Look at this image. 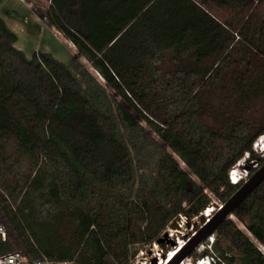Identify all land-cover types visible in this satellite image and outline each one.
<instances>
[{"label": "trees", "instance_id": "16d2710c", "mask_svg": "<svg viewBox=\"0 0 264 264\" xmlns=\"http://www.w3.org/2000/svg\"><path fill=\"white\" fill-rule=\"evenodd\" d=\"M216 2L241 22L197 0H51L43 15L78 48L69 64L28 57L0 17V254L132 264L241 187L229 171L264 135V17ZM234 216L264 247V182ZM215 233L202 257L264 264L235 219Z\"/></svg>", "mask_w": 264, "mask_h": 264}, {"label": "rangeland", "instance_id": "374dc122", "mask_svg": "<svg viewBox=\"0 0 264 264\" xmlns=\"http://www.w3.org/2000/svg\"><path fill=\"white\" fill-rule=\"evenodd\" d=\"M35 5L38 10L31 9L29 4L24 0H0V17L4 18L9 27L15 31L19 36V41L16 43V47L23 50L28 57H31L35 51H44L52 53L57 59L69 64L74 55L78 54V48L76 45L63 35V32L56 27L46 24L43 21L42 14L50 7V0H29ZM203 7L217 15L222 20L235 18L236 24L242 20V15L236 14L235 8L228 5H220L216 0H197ZM252 3V6L264 17V0H247ZM83 60L90 64L85 58ZM101 79H103L100 76ZM264 137V136H263ZM262 137V138H263ZM260 139L258 138L257 141ZM256 143V142H255ZM254 143L253 150L255 152V158L248 160V168L255 169L259 166V158L264 157V151L260 149L264 147V142L258 147ZM249 154L246 153L241 163L247 158ZM239 163V162H238ZM238 163L236 166H238ZM239 167V166H238ZM223 204L217 198H214L209 209L200 213L199 215L188 218L185 215L179 216L177 224L179 229L168 227L161 234V241H155L152 244L143 246L140 248L139 253L134 258L132 264H155L162 254H169L178 244H186L188 240L204 225L208 220L207 212H213L212 215ZM231 219H235L238 225L247 232V228L243 223L236 220L235 216ZM248 233V232H247ZM218 238V235L214 233V241ZM254 239V238H253ZM212 241L210 244L203 243L195 250L190 259L193 264H198L201 256L206 249L212 251ZM258 245L263 248L262 244ZM231 255V254H230ZM207 259V255L204 256ZM211 257V256H210ZM212 258V257H211ZM208 260V259H207ZM237 264H243L238 262Z\"/></svg>", "mask_w": 264, "mask_h": 264}, {"label": "water", "instance_id": "95a60500", "mask_svg": "<svg viewBox=\"0 0 264 264\" xmlns=\"http://www.w3.org/2000/svg\"><path fill=\"white\" fill-rule=\"evenodd\" d=\"M264 182V163L242 183L241 187L221 206L204 225L183 245L177 254L165 264H183L217 228L231 219L235 210Z\"/></svg>", "mask_w": 264, "mask_h": 264}, {"label": "built area", "instance_id": "2783aa9c", "mask_svg": "<svg viewBox=\"0 0 264 264\" xmlns=\"http://www.w3.org/2000/svg\"><path fill=\"white\" fill-rule=\"evenodd\" d=\"M24 1H26L29 4V6L31 7V9H33L34 11L38 10V8L35 5H33L29 0H24ZM42 18H43L44 23L46 24V22H48L47 17L42 14ZM255 144H258V141H256ZM239 163H240V161H239ZM258 167L259 166H256L254 168L256 169ZM250 171H251L250 168L246 169V177L244 178V180H246L250 176ZM229 177H230L231 182H233V183H236L239 180V168H238V166L234 165L230 169ZM221 206H223V204H221L220 207ZM247 232L252 238H254V236L252 235V233L250 231L247 230ZM8 240H9V229L5 224L0 222V243L1 242H7ZM254 240L257 243L261 244L260 242L257 241V239L254 238ZM212 241L214 242V234L211 235L205 241V243L210 244ZM0 264H74V262H72V261H54V260L47 258L46 256H43L42 258H39V259H32V258H30V256H28L27 254H24L21 251H14V252H10V253L0 254Z\"/></svg>", "mask_w": 264, "mask_h": 264}, {"label": "bare ground", "instance_id": "6f19581e", "mask_svg": "<svg viewBox=\"0 0 264 264\" xmlns=\"http://www.w3.org/2000/svg\"><path fill=\"white\" fill-rule=\"evenodd\" d=\"M264 142V137L263 138H261L259 141H258V144H257V146L259 147L260 146V144L261 143H263ZM261 147L262 146H260V149H261ZM212 213L213 212H207L206 214H207V216L208 217H211L212 216ZM184 244L182 243V244H178L172 251H171V253L170 254H162V252H161V256L159 257V258H157L158 259V261L155 263V264H165V263H167V261H170V259H172L176 254H177V252L179 251V249L183 246ZM183 264H193L192 263V261H191V259L190 258H188ZM198 264H209V260H207V259H203V260H201Z\"/></svg>", "mask_w": 264, "mask_h": 264}, {"label": "clouds", "instance_id": "9594fccd", "mask_svg": "<svg viewBox=\"0 0 264 264\" xmlns=\"http://www.w3.org/2000/svg\"><path fill=\"white\" fill-rule=\"evenodd\" d=\"M264 135L260 136L259 139H261ZM261 150L264 151V147L261 148ZM250 155L247 156V158H245V160L241 163H238V168H239V180L236 183H240L241 181H244V178L246 177V169L248 168L247 164H248V160H250ZM205 259V257H203L201 260ZM207 259L209 260V264H216V262L210 257L207 256ZM199 260V262L201 261Z\"/></svg>", "mask_w": 264, "mask_h": 264}, {"label": "crops", "instance_id": "0c3cea01", "mask_svg": "<svg viewBox=\"0 0 264 264\" xmlns=\"http://www.w3.org/2000/svg\"><path fill=\"white\" fill-rule=\"evenodd\" d=\"M51 1V0H50Z\"/></svg>", "mask_w": 264, "mask_h": 264}]
</instances>
